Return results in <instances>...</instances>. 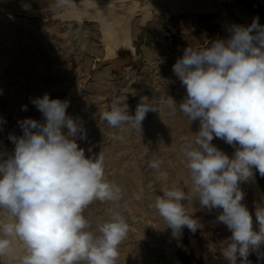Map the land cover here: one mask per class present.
Listing matches in <instances>:
<instances>
[{"label": "clouds", "instance_id": "9594fccd", "mask_svg": "<svg viewBox=\"0 0 264 264\" xmlns=\"http://www.w3.org/2000/svg\"><path fill=\"white\" fill-rule=\"evenodd\" d=\"M81 3L88 7L91 0ZM71 4L54 0L47 8ZM226 30V37L217 36L206 46L190 41L172 66L186 94L179 103L171 96L161 102L190 122L199 121L194 139L181 146L194 199L209 212L222 209L216 220L231 232L223 242L227 264H251L250 253L264 246V204L255 208L257 230L240 185L253 178V169L264 177V25L255 17L249 25L232 24ZM31 103L42 118L17 121L21 134L7 136L12 150L0 144V258L18 264H116L129 228L118 207L120 186L105 178L100 154L86 156L78 145L87 132L79 118L67 114L69 100L45 93ZM150 111L157 109L141 97L134 115L127 104L113 102L102 119L141 135ZM5 123L0 117V131ZM214 138L232 146L233 155L214 145ZM162 164L157 158L148 166L159 170ZM189 199L179 184L155 198L154 208L174 237L185 227L193 233L199 228L183 203ZM94 201L115 205L96 225L85 216Z\"/></svg>", "mask_w": 264, "mask_h": 264}, {"label": "rangeland", "instance_id": "374dc122", "mask_svg": "<svg viewBox=\"0 0 264 264\" xmlns=\"http://www.w3.org/2000/svg\"><path fill=\"white\" fill-rule=\"evenodd\" d=\"M25 1L26 0H0V21L1 19L6 18L9 21L16 22L17 19L23 17L25 14L29 16L30 13H26L24 11L25 9L22 8L24 5L22 3H25ZM240 1L247 6L251 17H246L243 19L239 14L236 13L233 14V17L241 21V24L243 25H249L250 21L252 22L255 17H259V23L264 25V0ZM180 13L182 12L174 15L171 12L166 14L165 12L161 11L159 13L152 11L151 15L144 19L139 12L133 14L128 22L136 21L139 28L136 31L135 39L132 40L133 50H130L126 57L114 55L110 56L106 54L105 44L101 38V35L98 36L95 34V32L85 27L81 28V30H83L84 36L89 41L90 45L82 42L79 35L75 33L74 28L75 26L86 22V20H84L85 18L82 20L63 18L61 20V18L53 17L51 15H46L45 18H41L39 15L35 17H28L29 19L36 20V27L44 34H47L46 30L50 29L52 26H54V24H56L55 26H57L58 29H61V32H65V27L67 24L74 22V26L72 25L69 28V33H67V35L66 33L64 35H55L49 42L50 46L48 45L41 48L37 47V52H39L40 57L36 60V63L38 66H40L38 68L47 74L43 78H45L44 81H46L48 84L47 86H50L49 90L53 88L51 84L60 82L63 75L67 76L68 79L75 81L77 80L76 83L78 82V84L75 88L77 92L75 98L72 101V103H75V106H69L67 109V114L73 116L74 118H79L83 122L84 128L87 132V138L83 140L77 139V143L80 147L85 149V154L88 156H90L91 152H94L93 150H91V152L88 151V144L90 142H94L93 144L97 147H104L105 145L109 144L110 140L114 138L119 131L124 129V127L119 129L112 128L106 123V121L102 119V113L108 110L111 103L119 102L121 105L127 104L128 111L131 115L135 114L136 106L140 102L141 97H146L154 106L155 102H158L163 96H167L168 93L166 90L159 91L154 87H151L150 80L159 78L164 74L165 78L171 80L173 84L175 83V80L180 81L172 71V66L176 62L177 58L183 55L182 53H179V55L173 56L176 52L174 50L172 51L171 49L175 47L176 43L179 40L184 39V36L187 33H195L196 31H200L204 28L211 30L208 31L207 36L204 35L203 41L199 43L201 46H206L209 40L216 37V33H214V31H212L213 28H211V26L215 25V19L210 18L208 22L204 21L205 23L202 24L200 21H198L200 20L201 16L196 14V17L193 18L192 23L190 24V18H187V16L182 15L183 13ZM174 19L177 21H174ZM97 44L98 47L101 48V51L97 50L98 48H95V45ZM155 47H161L163 52L162 56L154 59V55H152L150 58H148L146 55V50H152ZM164 49H166L165 52ZM172 56L173 60H171ZM69 68H72V70H69ZM101 70L105 71L103 80L108 86L105 85L106 87L95 89L93 88L94 84L96 83L95 73ZM1 71L4 76H2ZM5 72L6 70H0V116H3L8 120H12L17 114V109L23 111L22 106L25 105L27 106V111H31L32 113L33 109L36 108L31 103V100L39 96L42 97L43 94L49 91L48 89L40 92L42 95L37 93L34 95L35 97L21 99V101L15 100L14 96L16 93V95H18V92L20 96L27 95V90L24 89L25 87L23 85L27 83L28 79V81H30V79H35L38 73H27L26 71H23L20 73L21 75L18 74L20 77L16 76L14 82L12 81L10 84H8L5 83L4 80V78H7ZM146 74L147 78L144 77ZM17 79H19L20 82ZM9 86L14 87L12 88ZM167 87L168 86H166V88ZM53 90L55 91V89H52V92ZM14 91L17 92L15 93ZM54 93L51 95V98L53 99H67L66 88H61L60 90L56 89V92ZM11 96L12 98H10ZM78 109L81 112H78ZM28 112L24 111V115L28 118L37 120L42 118L41 114L38 115V113L35 112L31 114ZM130 132L131 131L127 130L125 131V134L130 135ZM180 137L184 136L180 135ZM0 144L7 146L8 150H12L14 147L11 141H9L7 137L3 136L1 133ZM223 149V151L229 153H234L235 151L232 146H227ZM135 157L136 158L133 162L135 165L127 157H124L127 163L126 166L127 168L129 167V169L131 168L130 170L137 169L138 172L143 175L141 176L140 181L141 184L143 183L142 186L146 188L148 184L153 181L149 177L153 175L154 171L148 166L149 163L147 160H145V158H139V155ZM253 172V178H251L248 182L242 183L240 187L245 194L242 203L253 215L254 227L258 230V226L255 223L254 212L258 204H264V177H261L258 171L255 169H253ZM105 173L108 172L105 170ZM105 176L107 179V174H105ZM159 183L160 186L159 190H157V195H161L162 189L167 187L165 180H162ZM181 186H183L185 190L188 191V186L185 185L183 181ZM137 196L140 197L137 198ZM127 197L124 198V196H122V199L119 201L120 203L118 202L119 210L126 217L129 226L128 235L122 242L123 244L121 243V247H123L122 245L124 244V246H126L131 243V246L134 247L137 245H145L150 249L154 248V255L152 257L155 264H227V261L222 255V250L224 247L223 242L231 236V232L224 224L218 223L216 220V216L222 211V209H214L211 212H209L207 209L201 208H194L190 211L187 210L190 215H193L194 218L198 219L199 221V228L197 231L193 233L187 227H185L180 236L174 237L172 233L170 234L171 236H164L152 228V219L149 215H151V210L155 209V200H150L146 193L139 195L131 194ZM112 205L113 204L111 202L105 203L101 201H94L85 210V216L93 225H96L108 217L109 209L115 207V205ZM138 209H140V211ZM138 231L140 234L137 233ZM149 239H152L153 242L149 241ZM248 260L251 262V264H264V246H261V248L257 251L251 252L248 256ZM6 263L7 262L4 258H0V264ZM12 264H18V262L12 261Z\"/></svg>", "mask_w": 264, "mask_h": 264}, {"label": "bare ground", "instance_id": "6f19581e", "mask_svg": "<svg viewBox=\"0 0 264 264\" xmlns=\"http://www.w3.org/2000/svg\"><path fill=\"white\" fill-rule=\"evenodd\" d=\"M53 2L54 0H26L25 3H22L24 4V7L22 6V8L25 9L24 11L26 13H30L29 16L25 14L23 15V17L17 19L16 22L9 21L6 18L1 19L0 21V70H6L5 75H7V78H4L5 83L10 84L12 81L14 82L16 76H18V74L23 71H26L27 73H38L35 79H30V81H28V79L27 83L23 85L25 87L24 89L27 90V95L20 96L19 92L18 95H16L17 91H14L16 93H14V99L17 101H21V99L26 98H33L35 97V94L43 92L46 89L49 90L50 86H47L48 84L46 83V81H44L45 78H43L47 74L40 70V68H38L40 66H38V64L36 63V60L40 57L39 52H37V47L41 48L48 46L49 42L52 40V37H54L55 35H64L65 33L67 35V33H69V28L72 25L74 26V22L67 24V26L65 27V32L62 31L64 32L62 33L60 31L61 29H58V27L55 26L56 24H54V26L46 30L47 34H44L36 27V20L28 18L30 16L35 17L39 15L41 16V18H45L46 15H51L53 17L61 18V20L63 18H72L78 20H82L85 18L84 20H86V22H83L81 25L75 26L74 28L75 33L79 35L81 41L90 45L89 41L84 36L83 30H81V28L85 27L95 32V34H97L98 36L101 35V38L105 44L106 54L119 57H126L128 52L130 50H133L132 40L135 39L136 31L139 27L136 21L128 22V20L133 14H136L137 12L142 15L143 19L148 18L151 15L152 11L156 13H159L161 11L165 12L166 14H169L171 12L174 15L182 12L183 14H180L187 16V18H190V24L192 23L193 18L196 17V14L201 16L200 20L198 21H200L202 24L205 23L204 21L208 22L210 18L215 19V25L211 26V28H213L212 31L216 33V37H226L228 35L226 29L229 25H243L241 24V21L233 17V14H239L243 19H245L246 17H251L249 9L240 0H91V3L88 7H83L81 0H72L71 7L68 8H47L48 5H52ZM174 21L177 20L174 19ZM251 23L252 22L250 21V24ZM210 30L211 29L208 30L204 28L200 31H196L195 33H187L184 36V39L179 40L176 43L175 47H173L172 49L169 48L172 51L174 50L176 52L173 56L179 55V53L183 54V49L188 46L193 38H195L198 43L202 42L204 35L207 36L208 31ZM95 48H98L97 50L101 51V48L98 47V44L95 45ZM165 50L166 49H164V52ZM162 53L163 52L161 50V47H155L152 50H146V55L148 56V58H150V56L152 55H154V59L159 58L162 56ZM173 56L171 60H173ZM69 70H72V68H69ZM126 72L128 73L127 70ZM20 75L18 77H20ZM104 75V70L97 71L95 73L96 83L94 84L93 88L101 89L102 87H106L105 85H107V83H105L103 80ZM2 76L4 75L2 74ZM144 77L147 78V74L144 75ZM61 78L62 79L60 82L51 84L53 87L52 89H55V91L53 90L52 92V89H50L46 93L49 94L51 98V95L56 92V89L60 90L61 88H66V97L70 101V106L74 107L75 103H72V101L76 96L77 90L75 88L78 82L76 83L77 80L75 81L72 79H68L67 76L64 75ZM150 81L151 87H154L159 91L166 90L168 93L167 96L173 97L178 103L186 94V89L180 81L175 80V83L173 84L171 80L165 78L164 74L161 77L154 78V80ZM166 86L168 87L166 88ZM9 87L13 88L14 86ZM17 89L19 90L18 87ZM40 94L42 95V93ZM165 97L166 96H163L162 98ZM10 98H12V96ZM162 98L159 99L158 102H155L154 107H156L157 111H150L142 122L143 131L141 135L136 130L125 126L124 129L119 131L118 134H116V136L110 140V142L108 141L109 144L105 145L104 147H97L93 144L94 142H90L88 144V148H91V150H93L94 152H91V154H89L90 156H99L100 154L103 157L104 168L106 172H108L105 173L107 174V180L114 182L115 184L120 186L122 190L121 195L124 196V198L131 194L139 195L146 193L150 200H155L157 190H159L160 181L165 180L167 183V187H170L172 184L181 185L183 181V183L188 186V194L190 196V199L188 201L183 202L185 203L186 209L189 211L194 208L200 209L199 202L194 199L195 194L192 191L189 171L186 167V161L181 151L182 145L194 139V134L199 130V121L190 122L186 116L180 114L179 112L173 113L166 104L161 102ZM79 111L80 110L78 109V112ZM34 112L38 113V115L41 114L37 109H33L32 113L31 111L28 113L33 114ZM24 118H28L24 115V111H20L17 109L15 118H13L12 120L4 118L6 120V123L3 125V131H0V133L5 137H7L9 133L20 135L21 129L19 128L17 121ZM127 130L131 131L130 135L125 134V131ZM180 135H183L184 137H180ZM212 143L222 151L224 150L223 148L230 146L223 140H220L218 138H214ZM225 153L230 157L233 155V153ZM137 155H139V158H145L148 163L152 159L157 158L163 161V164L159 170L153 169L155 174L152 172L153 175L149 177L153 181H151L146 188L142 186L143 183L141 184L140 181L141 176L143 175L140 174L137 169L130 170L131 168L129 169V167L127 168L126 166L127 163L124 157H127L133 163L136 158L135 156ZM138 210L140 211V209ZM0 215L3 214L0 213ZM149 216L152 219V228L155 231L164 236H171L170 234L172 233V230L170 228H166L165 221L159 216L155 209L151 210V215ZM137 233H139V231ZM149 241L153 242L152 239H149ZM124 245H122L123 247L120 246L119 248V257L116 261V264H155L152 257L154 255V248L152 246L151 247L153 249H150L145 245H137L134 247L131 246V243L126 246ZM4 259L7 262L6 264H12V260L8 258Z\"/></svg>", "mask_w": 264, "mask_h": 264}]
</instances>
